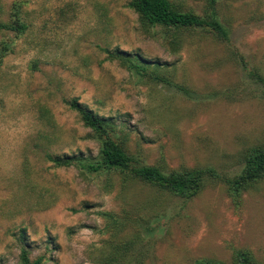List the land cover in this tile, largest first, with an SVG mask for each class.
I'll return each mask as SVG.
<instances>
[{
  "label": "rangeland",
  "instance_id": "374dc122",
  "mask_svg": "<svg viewBox=\"0 0 264 264\" xmlns=\"http://www.w3.org/2000/svg\"><path fill=\"white\" fill-rule=\"evenodd\" d=\"M129 1L0 0V21L29 26L0 30V264H21L23 228L42 264H105L116 242L140 229L120 231L107 213L154 212L150 200L160 211L155 236L130 257L145 246L144 264H230L245 249L264 264V178L237 192L209 179L188 198L47 158L99 152L66 103L72 97L115 123L135 165L232 177L248 149L264 145V83L250 73L264 77V0H217L228 40L208 27L146 31ZM173 2L202 16L211 9L209 0ZM119 53L146 74L130 71Z\"/></svg>",
  "mask_w": 264,
  "mask_h": 264
},
{
  "label": "trees",
  "instance_id": "16d2710c",
  "mask_svg": "<svg viewBox=\"0 0 264 264\" xmlns=\"http://www.w3.org/2000/svg\"><path fill=\"white\" fill-rule=\"evenodd\" d=\"M211 9L206 16L199 15L193 11H185L178 8L173 0H130L128 5L139 15L141 25L146 31L151 28L163 27L166 29L181 30L190 27H208L214 30L222 39H229V31L223 26L216 12L217 0H209ZM19 9H17V12ZM28 24L21 19L12 22L0 21V30H12L18 34H23L28 29ZM122 63L132 72L142 76L146 74V68L137 62L130 55L118 54ZM247 66V65H245ZM252 76L257 77L264 83V77L250 69ZM68 106L77 112L83 124L92 130V137L99 143V152L95 157L84 156L82 153L74 155H53L47 153V158L55 166H76L84 173H103L116 171L123 176V186L129 183H136L151 187L160 192H169L188 198L197 195L206 185V181H222L232 191H240L247 188L264 178V145H255L250 147L245 155L244 167L241 172L235 176L220 175L215 168H183L181 170L164 171L155 165L133 163V156L129 154L124 145L116 140L117 128L115 123L108 118L96 114L93 110L88 109L82 104L77 97L66 99ZM162 194V193H160ZM123 198H126L123 197ZM132 203V200H127ZM150 206H154V212L151 209H142L134 217L130 218V212L126 211L120 220L115 218L114 214L110 215V222L120 231L129 224L138 226L136 239L128 242L126 240L116 242L113 251L106 258L105 264H144L145 259L142 246L136 254V258L130 257V250L135 248L136 243L144 244L149 238L155 236V227L152 222L153 216H157L158 204L153 201H147ZM151 212L147 215V212ZM146 233V234H145ZM26 229L20 232V263L21 264H42L44 257L39 256L32 259L27 244ZM133 253L136 251H132ZM196 264H227L216 259H199ZM230 264H262L257 261L252 252L242 249L235 254L234 260Z\"/></svg>",
  "mask_w": 264,
  "mask_h": 264
}]
</instances>
